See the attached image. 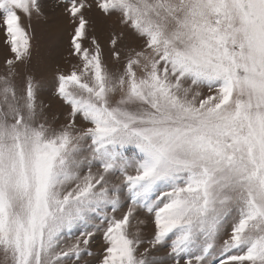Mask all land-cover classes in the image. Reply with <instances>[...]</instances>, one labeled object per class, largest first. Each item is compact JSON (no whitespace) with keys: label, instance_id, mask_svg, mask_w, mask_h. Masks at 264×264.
<instances>
[{"label":"snow or ice","instance_id":"snow-or-ice-1","mask_svg":"<svg viewBox=\"0 0 264 264\" xmlns=\"http://www.w3.org/2000/svg\"><path fill=\"white\" fill-rule=\"evenodd\" d=\"M0 48V264H264V0H0Z\"/></svg>","mask_w":264,"mask_h":264},{"label":"rangeland","instance_id":"rangeland-1","mask_svg":"<svg viewBox=\"0 0 264 264\" xmlns=\"http://www.w3.org/2000/svg\"><path fill=\"white\" fill-rule=\"evenodd\" d=\"M53 23L36 25L37 50L45 59L49 69L47 75L51 77L57 68L66 69L68 58V32L64 30L65 22L59 19L58 13H52ZM106 25L112 21H105ZM3 61V50L0 48V63ZM42 98L46 104H51L53 112H56L58 101L51 93L43 94Z\"/></svg>","mask_w":264,"mask_h":264}]
</instances>
